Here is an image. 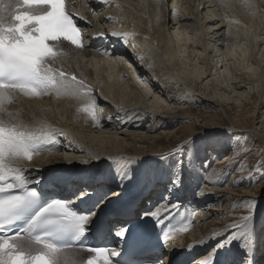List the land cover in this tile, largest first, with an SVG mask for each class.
Returning <instances> with one entry per match:
<instances>
[{
  "label": "bare ground",
  "instance_id": "bare-ground-1",
  "mask_svg": "<svg viewBox=\"0 0 264 264\" xmlns=\"http://www.w3.org/2000/svg\"><path fill=\"white\" fill-rule=\"evenodd\" d=\"M72 8L77 17L84 18L79 22L89 38L88 46L85 49H73L67 44L59 45L58 50L61 55L53 67L65 71L69 79L75 76L77 81H83L86 88H74L71 92L60 94L49 92V98L46 100L44 99L48 97L47 94L31 97L17 93L15 100L5 105L6 111L13 114L12 119L22 124L28 131L41 137H53L52 142L41 141L40 150L32 155L31 160L22 161L23 169L31 170L27 173L28 177H43V179H48L47 183H52L57 188L60 187V183L66 185V181L73 180L72 184H76L79 188L81 184H86L91 180H101L108 186L109 192L126 193L133 196L154 190L151 194L168 196L171 198V203H166L163 197V200L155 205L157 209L154 211H165L167 218L173 224V234L170 240L179 250L175 251L172 249L173 246L170 247L173 256L177 253L176 257H182L180 253L184 252L194 258L193 264H195L196 260L205 256L208 250H211L217 243V240H209L206 244L201 241H207L209 236L222 230H213L218 228L207 222V219L210 218L208 216L214 209H205V205L209 203L207 196L212 191L218 195L217 189L212 188L208 191L207 186L203 187L204 182L216 183L218 177H210L212 173H207L208 176L205 175L207 178L204 181L201 179L203 174L197 169L196 158L203 156V153L201 152L198 156L192 149L197 139L196 135H193L190 148L192 164H187L183 168L181 186L171 191L168 190L170 185L168 171L174 165L175 160L170 158L168 164H165L156 157L171 152L172 148L161 150L157 148L158 145L151 144L145 151L138 145H147L148 140L146 137H140L141 134L138 131L144 128V121L159 119L161 125H165L172 123L173 118L176 117L162 116L159 110L163 107L158 104L157 96H154L156 100L154 99L153 104H148L147 95L150 92L155 95L154 92L159 90L174 92L178 85L182 88L181 73L188 74L189 77L186 91H198L194 88L207 79L212 70L218 73L222 68L223 64L219 65V63L224 62L227 56L219 60L220 49L225 47L233 53L236 47L242 49L244 44L237 45L236 42L242 39H239L240 30H245L248 26L251 27L250 29L256 27L253 31L255 49H253L255 53L252 56L253 66L246 67V70L239 74L241 80L237 81L236 75L231 74L227 80L228 75L225 76L227 72L225 75L221 74L220 77L210 80L205 86L213 95H218V90L226 91L229 86L247 82L246 84L253 83L256 88H261L263 93L264 0H106L105 3H100L98 0H78ZM114 31L125 36L126 42H121L111 36L110 34ZM99 33H104L103 39L98 36ZM189 33L197 36V40L193 43H191L192 37L190 38ZM93 37L96 38L93 39ZM125 44L128 48H125ZM182 47H185L184 51L181 50ZM105 48L108 50L107 53L104 51ZM181 51L187 53V59L195 53H197L195 55L199 54L197 59L201 58L199 64H202V67H198L196 62L191 68L190 61L188 63L187 60L180 59ZM139 56L144 58L143 65L138 59ZM129 63H133L134 71H131ZM160 72L166 73L174 85L164 89L166 82L159 76ZM151 73L157 74V77L152 76V79L157 78L158 82H150ZM134 76L145 81L147 85L140 87L141 83L134 80ZM130 81L135 84H133V89L138 92L142 89L146 92L143 95L144 105H139L137 102L133 106L126 105L127 103L121 96L123 99L121 104L114 106L113 101L107 95L116 94L114 93L116 90L111 89L113 92H108V86L112 84L115 88L121 82L128 84ZM193 82L197 83L195 87L191 86ZM121 88L117 92L127 93L128 88ZM139 97L142 95L139 94ZM241 97L242 95H238L237 100ZM212 98L207 101L215 102L217 106L220 105L221 101ZM105 104L111 106L109 115L103 110ZM85 109H90L91 115ZM138 115L140 119L139 117L134 119V116ZM233 129L238 131L241 127ZM112 130L116 132L109 133ZM249 132L262 138L255 130H249ZM94 133L98 135H93ZM119 135L123 138L117 140ZM126 140L131 141L129 144L131 147L121 145ZM158 140L156 144L159 143ZM68 152L70 156L66 154ZM75 154L78 155L74 156ZM129 158L140 160L133 166V179L121 188L112 171V166L114 170H118ZM74 163L80 164V167L71 165ZM37 169L40 171H35ZM194 191L199 192H196V198L190 196V193ZM101 195H104V192H101ZM210 197L213 201V194ZM114 198L116 197H110L109 201ZM147 202H152V199L148 197L145 201L143 200V207L147 206ZM111 204L112 202H108L107 207L113 209ZM172 204L177 205L174 211L171 210ZM137 214L139 215V211ZM260 218L262 217L260 216L257 220L254 218L256 220L255 231L258 229ZM196 224L197 228H195ZM184 227H187V231H180ZM186 234L189 236L185 237ZM238 235L241 234L238 233ZM263 235L264 231H259L256 235L259 236L257 242L260 243L261 248H264V242L262 244L260 241L261 239L264 241ZM189 245H195V247L188 251ZM66 255L70 264H85L86 258L91 254H87L84 250L67 249ZM246 255L247 246L243 240H237L232 245L218 251L215 264H237L241 258L242 264H245ZM255 258L257 264H263L264 252L257 249ZM164 259L162 260L166 264ZM175 262L176 260H172L169 264H175ZM181 263L179 261V264Z\"/></svg>",
  "mask_w": 264,
  "mask_h": 264
},
{
  "label": "snow or ice",
  "instance_id": "snow-or-ice-1",
  "mask_svg": "<svg viewBox=\"0 0 264 264\" xmlns=\"http://www.w3.org/2000/svg\"><path fill=\"white\" fill-rule=\"evenodd\" d=\"M98 2L105 3L106 0ZM82 19L67 9L65 0H0V264H70L66 255L70 242L64 239L66 236L82 244L83 239L95 229L113 245H123L133 235L132 224L111 222L124 209L101 214L110 197L118 196V192H109L93 201L96 189L81 184L71 198L49 195L43 199V190L39 187L43 177H28L31 170L23 169L22 161L31 160L32 155L40 150L41 141L52 142L53 137L31 133L12 119L13 114L8 113L5 107L15 100L17 93L37 97L49 92L60 94L74 88H86L83 81H77L75 76L69 79L65 71L53 67L61 55L58 50L61 41L70 42L77 49L88 46L89 38L78 24ZM110 35L126 42V37L118 32ZM98 36L103 39L104 33ZM104 51L107 53V48ZM138 59L143 65V56ZM85 111L91 115L90 109ZM225 132L228 136L233 135L226 129ZM192 143L193 136H190L174 151L156 157L165 164L170 158L175 160L170 169L169 191L181 186L182 170L186 163L190 165L192 161ZM139 160L129 158L118 170L109 163L121 188L133 179V166ZM89 201H92L91 206L77 209V202L88 204ZM256 203L254 199L249 202V215L234 219L219 233L201 241L206 244L209 240H218L195 264H215L218 250L237 240H243L247 246L245 264H257ZM176 207L172 204L171 210ZM146 217L151 218L157 229L164 225V218L157 211H145L139 219L142 221ZM180 231H187V227ZM167 235L164 233L161 244L166 243ZM194 247L189 245L188 251ZM87 250L93 255L86 264H126L118 259L123 254V247L109 251L105 243L88 246ZM154 264L164 262L157 259Z\"/></svg>",
  "mask_w": 264,
  "mask_h": 264
},
{
  "label": "rangeland",
  "instance_id": "rangeland-1",
  "mask_svg": "<svg viewBox=\"0 0 264 264\" xmlns=\"http://www.w3.org/2000/svg\"><path fill=\"white\" fill-rule=\"evenodd\" d=\"M250 28L251 27L248 26L245 28V30L242 29L239 32V39H242L238 40L240 42L237 41L236 44H244L241 47V50L239 49L240 47H236L233 53L229 52L225 47L220 49V54L218 53L220 55L219 60L225 59L227 56L224 62L219 63V65L223 64L222 68L219 69L218 73H216L215 70H212L210 76H208V78L197 87L194 86L196 82H193V85L191 86L195 87L194 90L197 89L198 91H186L187 83H189V77L188 74L181 73L180 82L182 83V88L178 85L174 92H164L159 90L154 92L155 95L152 92L147 95V99H149L148 104H153L156 99L158 100V104L163 107L159 110V113L162 116H166V118L167 116H175L176 118H173L172 123H167L165 125H161V121L159 119L144 121V128L140 129L138 132L141 134L140 137H146L148 144H139L138 146L146 151L149 149L151 144L158 145L157 148H161V150L172 148V152L179 145H181L183 141L188 138V136L196 135L195 137L197 139L194 142L192 149L195 150L196 155H200L201 152L203 153V156L198 155L201 158H196L197 169L199 173L203 174V176L201 175V179L204 181L207 178L205 176L207 173H212L210 177H218L216 183L213 182L214 184H208L206 182L203 183V187L207 186L206 189H208V191H211L210 189L212 188L217 189L216 191L218 194L215 195V191H212L210 195L207 196L209 203L205 205V209H214L212 212H210V215L208 216L210 218L207 219V222L212 223L213 226L218 228L216 230L213 229L214 231L223 229L225 224L232 223L234 219H240L246 215H249V202L254 199L257 202L254 209L255 218L257 220L260 216L262 217L260 218V221L258 220V229L256 230L257 235L259 231H264V92H261V88H256L254 86L255 84H246L247 82L242 84L240 83L239 85L242 87L237 84L236 86H229V89H226V91L218 90V95H213L211 92H209L210 90L206 89L205 86L210 80L220 77L221 74L225 75L227 72L228 73L225 75H228L227 80L229 79L230 74L233 76L236 75L237 81L241 80L239 74L241 72L243 73V71L246 70V67H250V65H252V56L255 53H253L255 50L253 46V31L256 27L254 26V28ZM175 29H177V27H175ZM189 34L190 38L192 37L191 43L197 40V36H195L196 34ZM124 46L127 47L126 44ZM184 49L185 47L181 48L182 51H184ZM239 50L241 52H239ZM182 51L180 53L181 60H187L188 63L190 61L191 68L194 67L196 62L198 63V67H202V64H199L201 62V58L197 59L199 58V54L195 55L197 54L195 53L193 54L195 57L192 55L187 59V53H182ZM198 52L201 53L200 51ZM184 55L185 57H182ZM129 66L131 67V71L135 70L133 63H129ZM225 67H227V69H225ZM236 69H238V71L235 72ZM179 73L180 72H178V74ZM156 75L157 74L155 73H151V75H149L151 78L150 82L155 83L159 81L157 78L152 79V76L157 77ZM251 75L253 76L254 74ZM159 76H161L162 80L166 82V87H163L164 89L174 85L173 81H171L170 77L166 73L163 74V72H160ZM134 78L135 76L133 79ZM134 80H136L138 83H141L140 87L146 84L145 81L143 82L142 79H139V77L135 78ZM133 84V81L128 82V84H126V82H121L117 84L115 88L112 84H108V92L112 93L116 90L114 92L116 94L112 93L107 95V97L113 101L112 104L114 106L121 104V100H123L122 97L127 103L126 105L133 106L135 102L139 103V105H144L143 95L146 92H143L142 89H140V92L136 91L133 89ZM125 87L131 92H117L118 89H123ZM139 94L142 95V97H139ZM238 95H242V97L237 100ZM46 96L48 97H44L45 99L42 98V100L49 98L48 94ZM154 96H157L156 99ZM211 97H213L212 99L214 100L217 99L218 101H221L220 105L217 106L215 102L209 103L207 100L211 99ZM110 109L111 106L108 104H105L103 107V110L107 113L110 111ZM168 111L170 113H165ZM113 114L118 115L115 113ZM138 117L139 115L137 117L134 116V119H138ZM150 127H152V129ZM234 127H241V130L236 131L233 129ZM225 129L228 130V132H231L233 135L228 136L225 132ZM121 130L123 131V129ZM249 130H255L260 136H262V138L260 139L254 133L249 132ZM114 131L116 132V130H112L109 133H114ZM93 135L98 134L94 133ZM121 138H123V136L119 135L117 140ZM156 140H158L159 143L156 144ZM130 143L131 141L126 140L121 145L131 147V145H129ZM66 154H69L68 156H70V152ZM77 155L78 154H75L74 156ZM71 165L80 167V164L77 163ZM204 165H207V168H205ZM185 166H187V163ZM168 172L170 175V171ZM169 177L168 179H170ZM101 186L110 191L107 185L104 186L102 184ZM219 191H221V193ZM196 192L199 193L198 191H194V193H190V196L192 198H196ZM212 194L214 197L213 201L210 197ZM155 197L156 196H152L151 199L153 200ZM196 226L197 224L195 225V228H197ZM187 236H189V234H186L185 237ZM258 237H255L257 243L256 251L258 249L264 252V248H261L262 246H260V243L257 242ZM260 241L261 243L264 242L263 239ZM209 251L210 250H208V252ZM87 254H90V252L87 251ZM241 259H239L240 262L238 261L237 263L242 264Z\"/></svg>",
  "mask_w": 264,
  "mask_h": 264
}]
</instances>
